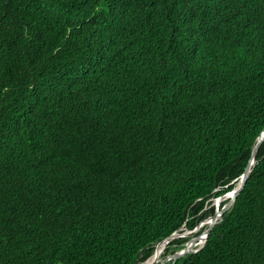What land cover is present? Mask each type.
<instances>
[{
  "label": "trees",
  "instance_id": "1",
  "mask_svg": "<svg viewBox=\"0 0 264 264\" xmlns=\"http://www.w3.org/2000/svg\"><path fill=\"white\" fill-rule=\"evenodd\" d=\"M263 128L264 0H0V264L142 262ZM174 264H264V141Z\"/></svg>",
  "mask_w": 264,
  "mask_h": 264
},
{
  "label": "water",
  "instance_id": "2",
  "mask_svg": "<svg viewBox=\"0 0 264 264\" xmlns=\"http://www.w3.org/2000/svg\"><path fill=\"white\" fill-rule=\"evenodd\" d=\"M263 141H264V128L261 131V133L259 134V136L257 137L256 142L252 147L250 159H249V161H248V163H247V165L243 171V174L240 176L239 181L236 184V186L230 191L231 195H230L229 201L225 205H223L222 208L218 209V206L215 203L214 214L205 218L204 220H202L197 226H195V228L193 230H189V232L186 234H182L178 231H175L170 236H168L167 238H165L164 240H162L161 242L158 243V244H161V243L168 244L175 239L185 237L186 235L191 234V233L195 232L196 230L200 229L204 224H206L208 222L206 229L203 231L202 235L199 236L203 240L202 246H200L196 250H190L187 246H184L182 249L170 254L165 259V262H170L171 264H174L179 258L184 257L187 254L197 253L198 251H200L205 246L211 230L214 228V226L217 224V222L221 221L224 213L233 205L236 197L244 188L245 183H246V181H247V179L251 173V167L255 163V159H256L258 149H259V147ZM219 198L220 197L216 198V200H219ZM199 237H197V239ZM154 251H157V250L154 249Z\"/></svg>",
  "mask_w": 264,
  "mask_h": 264
},
{
  "label": "rangeland",
  "instance_id": "3",
  "mask_svg": "<svg viewBox=\"0 0 264 264\" xmlns=\"http://www.w3.org/2000/svg\"><path fill=\"white\" fill-rule=\"evenodd\" d=\"M215 201H216V198H212V199H210V200H209V203H208V205H207V207L205 208V210H206V209H207V210H210V209H213V210H214V207H215ZM206 227H207V226L202 227L201 230H200V232H198V233H195V232H196V231H195V232H193V233H191V234L186 235L185 237H181L180 239L185 241L183 247H184V246L186 245V243H187L188 241H190L191 239H197V237L201 236L202 233H203V231L206 229ZM185 229H186V230H185ZM188 232H189V231H188L187 228H183L182 231H181L182 234H186V233H188ZM177 246H178V245H177ZM177 246L173 245V246H170V247L166 248V251H165V259H166L170 254H172V253H174V252H176V251H178V250H180V249L183 248V247H182V248L178 249V248H176ZM157 260H161V258L158 257V255H155L153 258H152V256L150 255L148 258H146L145 260H143L140 264H154ZM138 263H139V262H138ZM138 263H137V264H138ZM168 263L171 264L170 262H168Z\"/></svg>",
  "mask_w": 264,
  "mask_h": 264
},
{
  "label": "bare ground",
  "instance_id": "4",
  "mask_svg": "<svg viewBox=\"0 0 264 264\" xmlns=\"http://www.w3.org/2000/svg\"><path fill=\"white\" fill-rule=\"evenodd\" d=\"M230 195H231V193L230 192H228V193H226V194H224L223 196H221L220 198H219V200L216 202L217 204L220 202V201H222V200H224V202L222 203V204H220L219 206H218V209H220V208H222L223 207V205H225L228 201H229V199H230ZM216 204V205H217ZM205 215V214H204ZM199 222V221H198ZM208 223V222H207ZM204 224L202 227H204V226H207L208 224ZM201 227V228H202ZM201 228L200 229H198V230H196V232L195 233H198V232H200V230H201ZM186 230V229H185ZM189 231V230H188ZM193 239H191L190 241H188L187 243H186V245L185 246H187L190 250H196L197 248H199L200 247V242L202 241V238H198L197 239V247H195V248H193L194 246L193 245H189L190 243H191V241H192ZM161 242V241H160ZM184 242V241H183ZM173 242H171V244H172ZM174 244V243H173ZM167 244H165V243H161V244H156L155 246H154V249L155 250H157V251H154L153 253H152V258L155 256V255H158V257H160L161 258V260H160V262H159V264H161V263H164L165 262V251H166V248H167ZM193 246V247H192ZM202 246V245H201ZM145 254V253H144ZM141 263V262H140ZM139 263V264H140Z\"/></svg>",
  "mask_w": 264,
  "mask_h": 264
}]
</instances>
